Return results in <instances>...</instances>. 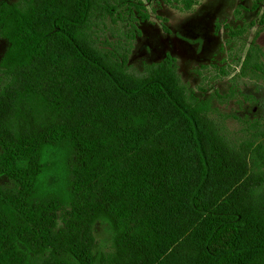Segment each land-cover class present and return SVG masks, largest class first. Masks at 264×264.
Here are the masks:
<instances>
[{"label": "trees", "instance_id": "obj_1", "mask_svg": "<svg viewBox=\"0 0 264 264\" xmlns=\"http://www.w3.org/2000/svg\"><path fill=\"white\" fill-rule=\"evenodd\" d=\"M161 1L184 9L197 2ZM124 6L145 18L141 0L0 3V36L9 44L1 66L11 83L51 56L83 55L69 56L67 71L54 67L45 83L8 87L0 97L10 107L0 127V173L14 183L0 187V264H170L183 257L187 264H264V219L241 204V182L230 183L235 173L204 110L163 91L173 72L164 80L155 70L151 83L127 87L124 60L109 49L89 52L92 20ZM42 145L63 152L67 202L37 194ZM236 151L256 166L257 185L264 183V141ZM18 159L28 166L17 168ZM101 220L114 251L97 261L86 237Z\"/></svg>", "mask_w": 264, "mask_h": 264}, {"label": "rangeland", "instance_id": "obj_2", "mask_svg": "<svg viewBox=\"0 0 264 264\" xmlns=\"http://www.w3.org/2000/svg\"><path fill=\"white\" fill-rule=\"evenodd\" d=\"M141 1L145 18L124 6L103 19H93L86 31L91 39H86L89 52L109 49L117 60H124L127 87L151 83L158 76L155 70H160L164 80L172 71V83L163 91L192 98L204 110L209 134L227 153L235 173L229 182H241V204L252 218L264 219V183L257 185L253 175L256 166L249 159L248 163L243 161V152L236 151L246 141H264V0H196L190 9H184L182 2ZM2 2L14 4L16 0ZM8 46L0 36V97L8 87L45 83L54 67L70 69L69 56H83L79 48V53L69 50L65 56H51L18 71L11 83L1 66ZM108 65L114 67L112 62ZM9 115V105L0 104V127ZM1 153L0 147V158ZM48 167H55V162H48ZM56 182L55 177H49L47 186ZM13 184L0 173V187L12 188ZM91 237L86 239L96 260L110 258L114 249L109 225L102 220L95 222ZM170 264L187 263L183 257Z\"/></svg>", "mask_w": 264, "mask_h": 264}, {"label": "clouds", "instance_id": "obj_3", "mask_svg": "<svg viewBox=\"0 0 264 264\" xmlns=\"http://www.w3.org/2000/svg\"><path fill=\"white\" fill-rule=\"evenodd\" d=\"M39 164L41 165L39 173L34 177V187L38 189L39 196H47L49 194L60 195L65 202L71 199L70 193L65 191L66 188V171L63 167V152L59 148H53L49 145H42L38 150ZM55 154V155H54ZM55 162V167H44L48 162ZM28 166L26 159H18L16 167L23 169ZM55 177L56 183L51 187L47 186L48 178Z\"/></svg>", "mask_w": 264, "mask_h": 264}]
</instances>
